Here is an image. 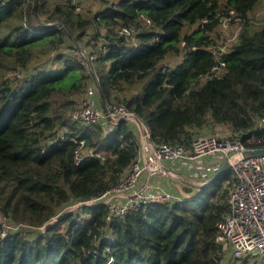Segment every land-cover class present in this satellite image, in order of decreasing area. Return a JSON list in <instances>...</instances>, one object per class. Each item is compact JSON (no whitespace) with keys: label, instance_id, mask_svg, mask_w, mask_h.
I'll list each match as a JSON object with an SVG mask.
<instances>
[{"label":"trees","instance_id":"obj_1","mask_svg":"<svg viewBox=\"0 0 264 264\" xmlns=\"http://www.w3.org/2000/svg\"><path fill=\"white\" fill-rule=\"evenodd\" d=\"M260 1L106 0L92 15L71 0L0 3V210L45 226L0 236V264H218L216 224L231 170L203 187L187 186L182 201H153L111 222L104 205L62 212L117 184L139 138L126 119L112 132L73 119L92 74L75 54L53 57L51 50L56 42L70 47L67 30L97 54L91 63L104 98L136 113L154 143L190 144L197 130L227 124L233 135L255 136L264 146V24L250 21ZM232 12L244 24L222 54L224 72L193 84L214 64V32ZM122 25L138 29L136 41L119 33ZM41 55L53 65L31 67ZM175 57L182 59L171 68L166 61ZM17 69L20 75H8ZM59 130L105 158L76 164V144L57 138Z\"/></svg>","mask_w":264,"mask_h":264},{"label":"built area","instance_id":"obj_2","mask_svg":"<svg viewBox=\"0 0 264 264\" xmlns=\"http://www.w3.org/2000/svg\"><path fill=\"white\" fill-rule=\"evenodd\" d=\"M6 1L0 0V3H6ZM71 2L77 12L84 10L81 0H71ZM225 18L229 19L230 17H224L222 21ZM148 22L151 21L148 20ZM56 25L58 28H63L61 24ZM118 31L126 38L136 41L138 29L135 26L122 25ZM240 31L239 29L228 36L227 40L235 41ZM74 46L76 47V57L82 60L90 70L91 62L97 54H91L88 47L80 46L81 49L77 44ZM59 47L56 42L52 48L53 54ZM79 49L82 50V54L79 53ZM227 49L224 47L213 48L214 64L209 70L200 73L193 84L221 76L226 65L222 54ZM105 51L104 48L103 52ZM166 69L165 67L163 71L166 72ZM8 75L18 76L20 70L12 71ZM95 76L99 81L96 74ZM93 78L92 75L93 85L96 87ZM165 85L173 86L168 80ZM107 107L108 112L105 113L102 107L96 106L90 98L81 97L71 115L73 119L84 124L100 122L106 132H112L116 128V119L121 116L129 121L135 120L134 112L129 111L122 103L108 102ZM258 124L264 125V112L260 115ZM56 136L61 140L72 141L76 144L74 150L76 164L94 156L105 158L103 154L88 148L84 138H78L71 132L59 130ZM260 143L261 139L255 136H249L244 141L240 134L221 136L214 133L196 135L190 144L183 142L154 143L150 133L145 135L141 132L138 152L125 170L121 180L91 199L66 206L62 212H70L84 205H104L107 210L106 218L111 222L117 218H124L130 212L153 201H182L184 196L170 191H158L159 187L151 188V177L160 175L170 179L177 178L184 182L187 179L186 176L196 175L203 182H191L190 185H202L228 160L233 183L227 186L224 198L225 213L216 224L215 240L219 253L217 262L218 264H230L231 260L237 262L240 258H247L252 253L264 258V154L248 152V149L261 147ZM46 148L47 145H43V151ZM192 167H195L196 171L190 169ZM0 225L1 238L22 228L29 231L45 229V226L35 228L15 222L5 216L1 210Z\"/></svg>","mask_w":264,"mask_h":264},{"label":"rangeland","instance_id":"obj_3","mask_svg":"<svg viewBox=\"0 0 264 264\" xmlns=\"http://www.w3.org/2000/svg\"><path fill=\"white\" fill-rule=\"evenodd\" d=\"M106 0H81V3L83 5V9L85 10V12L88 15H92L94 13H96L98 10L102 9L104 4H105ZM109 2L112 1H116V0H108ZM233 14V13H232ZM44 18H46L44 16ZM250 21L252 22L253 25H261L264 24V0H261L257 6L255 7V9L252 11L251 15H250ZM226 23V26H225ZM244 22L243 20L239 19L236 17L235 14H233V16L229 19L225 18L220 25L217 27L216 31L214 32V38L217 42V44L215 46H213L214 49H218L219 47L221 48H228L232 42L228 41L227 38L228 36H230L231 34H233L234 32L238 31L239 29H242ZM47 25V24H46ZM197 27V24L193 25V28ZM102 31H104V29H101ZM225 30V33H224ZM69 45L70 47H68L67 45H65L64 47L67 48H61V46L58 48V50L53 54L52 50H51V55L57 56V54L59 52H61L63 55L66 56H71L73 54L77 55L76 53V47L74 46L75 44H77L79 47L83 46L86 48L85 45H81V42H78L75 39H70L69 38ZM84 44V43H83ZM81 48V47H80ZM82 49V48H81ZM80 50V49H79ZM82 50H80L79 53H81ZM82 54V53H81ZM182 58L181 57H175V58H169L166 62L168 63V65L173 68L176 66V63L179 62ZM47 61V55H41L39 60L33 61L31 63V67L33 66H43L46 64ZM46 65L48 66H52L53 64L47 63ZM97 87H94V85L91 87V93L92 95H88L90 93H80L77 95V98L80 99L81 97H88L90 98V100L93 101V103L95 105H98V95L97 94ZM132 130L134 131V133L136 134V136L138 138H140L141 135V130L142 127L140 125V123H138L135 120H131L130 121ZM208 133H214V134H219L221 136H226V135H230L233 134V131L231 129V127H229V125L227 124H216L211 126L208 130H206ZM206 133V134H208ZM186 180L184 182H181L180 180H178V182H176L177 178L171 179L169 181V183L171 185L175 184V186H177L176 188H178L180 191H182L183 193L187 194L189 191H186L185 189L187 188V186H192L190 185V183H197V182H203L201 180V178H199V176L196 177V175H188L186 176ZM173 193H176V191H172ZM191 194V192H189ZM189 195V194H187ZM72 204H69L67 206H70ZM72 207V206H71ZM69 207V208H71ZM78 209V208H77ZM55 221V220H53ZM51 221V222H53ZM230 264H264V258H262L261 256L252 253V255L248 256L247 258H240V260H238L236 262V260H231Z\"/></svg>","mask_w":264,"mask_h":264},{"label":"water","instance_id":"obj_4","mask_svg":"<svg viewBox=\"0 0 264 264\" xmlns=\"http://www.w3.org/2000/svg\"><path fill=\"white\" fill-rule=\"evenodd\" d=\"M64 28V27H63ZM66 33L68 35V37L70 39H74L73 36L66 30ZM90 73L93 75V79H94V82L96 84V87H97V90H98V93H99V96H100V101H101V107L103 109V111L105 113L108 112V102L107 100L104 98L103 94L101 93V90L99 88V83L98 81L96 80V76H95V72L93 70V68H91L90 70ZM133 118L138 122L140 123L141 127H142V134H145V135H149V129L147 127V125L144 123V121L136 114L134 113L133 114ZM124 116H121L119 118L116 119V124L119 125L120 122L122 120H124ZM248 152H252L253 154H264V146H261V147H256L254 149H248ZM230 169V163L228 160H226L214 173L213 175L202 185H197L195 184L194 186L195 187H203L205 186L206 184H210L212 182H214L218 177H220L221 175H223L226 171H228Z\"/></svg>","mask_w":264,"mask_h":264},{"label":"crops","instance_id":"obj_5","mask_svg":"<svg viewBox=\"0 0 264 264\" xmlns=\"http://www.w3.org/2000/svg\"><path fill=\"white\" fill-rule=\"evenodd\" d=\"M98 91V90H97ZM87 93H90V94H88V95H92V93H91V90L90 91H88V92H86V94ZM97 94H98V92H97ZM99 96V95H98ZM99 99H98V105H96V106H99V107H101V101H100V96L98 97ZM229 127H230V125H229ZM206 130H208L206 127L205 128H203V129H199V130H197L198 132L197 133H199L198 135H201V134H206V133H208ZM190 169H192L193 171H196L195 170V167H192V168H190ZM171 179L170 178H165V177H163V176H160V175H155V176H152L151 177V184H152V186H151V188L153 187V188H156V187H159L157 190L158 191H170V192H172V191H176L177 192V195H180V196H185V195H187V194H189V192L187 193V194H185V193H183L182 191H180L178 188H176L177 186H175V184H173V185H171L170 183H169V181H170ZM178 180L179 179H177L176 180V182H178ZM181 181V180H180ZM182 182V181H181ZM192 186H194V184H191ZM195 187V186H194ZM173 193V192H172Z\"/></svg>","mask_w":264,"mask_h":264}]
</instances>
